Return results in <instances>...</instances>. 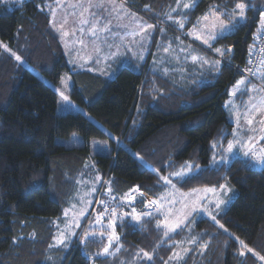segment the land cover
<instances>
[{"label": "trees", "instance_id": "trees-1", "mask_svg": "<svg viewBox=\"0 0 264 264\" xmlns=\"http://www.w3.org/2000/svg\"><path fill=\"white\" fill-rule=\"evenodd\" d=\"M128 1L144 15L164 20L165 11L176 0ZM235 2L199 0L188 16L187 27L210 6L231 8ZM244 2L250 5L246 19L214 41L212 49L194 42L193 47L203 50L196 49L210 61H221L219 73L207 65L208 70L193 68L185 76L163 75L154 69L159 52L155 46L139 68L122 66L109 79L71 69L59 37L51 29L49 11L46 7L41 10L44 0H0V41L9 44L54 85L60 83L63 74L71 73V96L93 118L83 113L59 115V96L52 85L14 57L0 59V264H54L58 260L61 264H91L88 255L104 247L105 242L98 237L100 228L93 221L85 224L87 220L84 228L98 234L95 240L81 244L76 238L66 249L49 247L56 221L69 203L73 178L91 156L94 139L109 141V150L95 156L96 170L100 178H109L118 197L139 186L150 197L160 198L166 185L158 183L159 177L186 162L198 170L187 183L178 182L180 189L223 183L235 189L234 200L217 216L227 231L210 218H194L191 234L197 236L196 242L176 264H264L259 259L264 256V165L254 167L252 160L243 156L229 163L210 164L213 143L219 141L216 147L220 149L233 137L235 124L230 120L227 101L231 87L243 76L238 67L246 65L264 12V0ZM229 47L232 51L224 57L213 50ZM75 132L84 138L83 146L68 147L58 141ZM105 185L99 181L98 190ZM135 204L144 213V203ZM127 211L129 215L122 220L117 217L122 249L115 257L148 252L153 254L152 261L141 258L143 255L137 261L171 264L169 257L184 240L185 226L165 237L164 227L156 226L158 220L162 222L160 213L131 222L129 207ZM237 237L253 252L242 249ZM241 250L244 256L239 254ZM61 251H66L65 256L59 257ZM115 257H98L95 264H108Z\"/></svg>", "mask_w": 264, "mask_h": 264}, {"label": "rangeland", "instance_id": "rangeland-1", "mask_svg": "<svg viewBox=\"0 0 264 264\" xmlns=\"http://www.w3.org/2000/svg\"><path fill=\"white\" fill-rule=\"evenodd\" d=\"M4 1L11 2V3H18L17 0H4ZM183 2H187V0H181V3H183ZM52 5L55 6V0H54ZM215 5H218V4H215ZM218 6H220L221 9H224V8L231 9L230 7H228L226 5H218ZM56 11H57V19H59L61 12H62V9L57 8ZM68 11H72V9H68ZM208 11H209V9H207L200 17H202ZM169 12H171L170 9H169V11H167V10L165 11V13H169ZM142 15H143V17H144L143 19L145 20L146 23H151V24L156 25V29L153 30V34L147 40V42L150 43L149 45H151L149 50L147 51L148 52L147 55H149L151 53V51H155L154 49L156 46L155 52H157V51H159V52H158V57H156L157 59L155 61L154 69H157V66L159 65V68H161L159 70V72H161L163 75L175 77V75H172V72L170 70H168V66L171 64L170 63L171 59L172 58L177 59L178 56L173 57L171 55V50L174 51L175 53L180 52V54H181L182 53L181 49L183 48V49H185V51L183 52L184 54L188 53V55H189V53H191V50H192L193 51L192 54H195L198 56L203 55L204 57H206V54L199 53L197 51L200 48H196L197 49L196 50L193 47V45L196 42H198L199 44L203 45L204 47H208V46L203 44L202 39H196L193 35L187 34L190 30L193 29V25L196 24L197 19L200 17H198L193 23L189 24L190 25L189 27H187L188 22H186L183 29L179 28L178 26H177V29H173L171 27V25L169 24V22L173 23V21L168 20L166 15L164 16V20L158 19V18L152 16L151 14H147V15L142 14ZM171 15L173 17H176L175 15H173V12H171ZM70 17L73 18L72 16H70ZM221 19H223L225 22H227L228 18H227V16H222ZM188 21H189V18H188ZM212 22H213V17L210 16L208 21L202 22L201 26L197 29V31L201 32V34H206L208 31L211 30V23ZM204 25H208V27H204ZM70 26L75 27V25H73L72 23H69L68 25L65 26V30L69 31V35L67 37H63L61 32L56 31L53 27H51V29L59 37L60 43H61L62 47L65 48L64 50L68 56V59L72 62V65L74 64V65L78 66V68H93V67L100 68L102 66V69L107 70L109 68V65H111L114 62V59L117 56L121 57V55H123L126 51H129L132 53H137V51H136L138 49L137 45L134 46V48L132 50L131 49L129 50L128 47H125L123 49L124 51L123 50L118 51L117 41L113 45L111 42H109L105 39L97 40L94 37H92L91 35L86 34L88 25H83V27L85 28V34H81V33H79V31H77L75 33V35H73ZM161 29H163V31H161ZM232 31H233V29L228 31V32H225L224 34H227V33L232 32ZM177 37H178V39H177ZM79 39H83L84 44L78 43L77 41ZM93 40H95L94 44H93ZM0 42H2V41H0ZM213 42H212V45H213ZM2 43L4 45H6L8 49L13 51V49L10 47L9 44H7L5 42H2ZM169 43H171V48H170L169 52L166 53L162 49L164 47H167ZM75 46H76V49L74 48ZM110 46H111V48H110ZM64 50H63V52H64ZM201 51L204 52L203 50H201ZM13 52L18 54L17 51H13ZM119 52H121L123 54H120ZM112 53H116V55L112 58H109V57H111ZM147 55L145 56V59H146ZM8 56H11L10 53L5 52L4 49L2 48V53L0 54V59L6 58ZM170 57H172V58L170 59ZM17 63L20 65L22 64L26 68L30 69L32 72L37 74L39 77H41L43 80H45L47 83H49L50 85H52L56 89L58 96H59L58 106H57V113L59 115L67 114L70 112L71 113H83L84 115L88 116L89 118H92V116H90V114L88 113L86 108L83 107L78 101L73 99L71 96V92H72L73 87H74V78H73L71 73H65V74H63V76L61 78V80H65L67 83L66 94L70 97V101L65 102L60 97V94L58 91V89H61V90L64 89V86L61 83H59L58 85H54L43 74L38 72L33 66L26 64L24 59H23V63H21L20 61H17ZM161 65H164V66H161ZM204 67L207 69V66H204ZM105 68H107V69H105ZM165 69H167V71H165ZM110 70L111 69H108V72H107L108 74H110ZM241 79H246L247 81H249L244 75L241 76L237 81H239ZM61 80H60V82H61ZM236 83L234 85H236ZM252 85H255V84L250 82V84L241 85L240 87L242 89L245 87L251 89ZM233 86L231 87V90H230V97H229V100L227 101V108L229 111L230 120H231V122H233L235 124L234 132L239 133L240 136H242V137L254 135L256 137V139L253 141V143L255 144L256 149L264 148V140L259 139V136L261 135L260 129L264 128V125H262L260 123L261 120H264V108H262L260 111H257L256 109L251 107L252 104H256L257 107H260L261 102L264 101V91L249 90L243 95H241L240 92H237V95L233 96L231 94L235 90ZM256 88L260 89L258 86H256ZM246 116H247V118H250L252 120L251 124H247ZM250 130H255V131L253 132ZM108 133L110 134V132H108ZM110 135L112 136V134H110ZM233 138H234V133H233V137L231 138L230 141H232ZM58 141L60 143L67 145L68 147L83 146L85 144L84 138L76 132L73 133L71 137L65 138V139L60 138ZM227 144H225L220 149L217 147L214 148V151H212V158L210 161V164L212 166L222 164V163H229L233 158H235L237 156L246 157L243 155V150L240 148L239 145H237L233 149V153H231V154L224 152L223 150L227 148ZM109 146H110V144H109L108 140H100V139L92 140V152H91V156L88 158V161L86 162L87 167L85 165V167L81 171H79L75 175V177L73 178L69 203H68V205H65L63 207L62 216L60 218H58L56 221V228L57 229H56V232L54 235V236H56L58 234L59 230H64L65 229V222L66 221H69V222L72 221V217L75 214L79 219V225L80 226L78 228H76L74 223H73L72 226H73L75 232L77 233V236H73L70 241H66L68 246L79 235H81L82 232L87 231L85 229L86 227L84 228V225L85 224L88 225L92 221H93V225L95 224L97 226V228H100V230L103 231L105 234H108L111 231V229L108 227V222L110 219L109 214L104 215L103 219L105 221H102L100 224L95 223L96 216L102 212V209L104 207L103 205H101L99 203V201L104 200L107 202L109 200V195H108L109 185L111 187L110 180H109V178L106 177V175L101 177V178L99 177L97 170H96V163H95L96 157L95 156L97 153H101V154L106 153L109 150L108 149ZM214 154H215L216 163L213 162V155ZM222 154L226 155L228 157V159L226 161L222 162L220 160V157ZM247 157H249L252 160V164L254 167H258V166L262 167L263 166V164L252 159L251 156H247ZM97 176L99 177V180L96 179ZM171 179L173 180V183L176 184V187L179 189V191L181 193L187 194V193L191 192V190L184 191V190L180 189V187L178 186L177 178L171 177ZM99 181H100V185L102 184V186H104V184H106L105 185L106 187L102 190H101V188H100V190H98ZM227 184L229 187H231L233 189L232 192H228L226 194L222 191H217L215 193L208 192L206 194L202 193L203 199L199 200V205L201 206V208H204V207L208 208L209 211H211L212 215L216 216V220H217V216L221 215L226 210V208L230 206V204L232 203V201L234 200V198L236 196L235 189L229 183H227ZM93 187L95 188L94 192L91 191V189ZM204 188H212V187H198V188H194V189H201L202 190ZM216 188L219 189V186ZM113 191H114V189L111 187V194L113 193ZM169 193H172V194L169 195ZM112 195H114V194H112ZM130 195L134 196L135 200L128 198V199H125L124 201H119V200L113 201L112 204L109 205V213H111L112 207H116L117 217L118 216L126 217L129 215V213L127 211L128 207H129L131 212H132V208L135 207V209H136L135 214H142L140 209L138 208V206H136V204H135L137 201H141L142 199L145 201H151V200L159 199V198H152L146 193L143 194L142 191L131 192ZM114 196H116V195H114ZM161 197H164L166 201H171V202L165 203V201H161V203L164 204V207L160 208L159 211H154V206H150V207H145V210L143 212H150L151 211V212L160 213V215L162 216L161 225L164 227L163 221H164L165 211L167 209H171V212L169 213V222H173L175 219L178 218L179 210L183 208V204L181 203L180 195L178 193L173 192V190L168 185H166V190L164 191V193L162 194ZM218 198L226 199L228 201L226 205H221L220 210H216L214 208V202ZM82 199H83V203H82ZM209 201H212V203H209ZM184 203H188V201H184ZM73 205H75L74 208L72 207ZM120 205H122V207H123L122 209H120V207H119ZM85 206H86V212H85L84 216L81 217V216H79V212L84 210ZM144 206H145V204H144ZM65 210H69L68 216L64 215ZM185 211H187V209H185ZM135 214L132 213V215H135ZM198 217H207V218L212 219L211 216L208 214V212H205L203 210H198L197 212L192 213V215L190 217H188V221H191V223L189 225H187L188 221H185V223L182 224L180 227V228H182L185 226V229H186L185 235H184L185 238L182 242L179 243L178 248L175 249L174 253L170 256V257H173L175 253H179V257L171 259V264H176L177 261L183 257V254L186 252L185 249H187L188 251L190 250V248L192 246L191 244H193V243H189V240L192 237H197V236L191 234V231L193 230L192 221L194 218H198ZM85 220H87V221L84 224ZM117 222H118V220L116 218V220L114 222L115 223V232H116V223ZM180 228H177L176 231H178ZM171 233H174V232H171ZM65 234L67 235V233H65ZM116 234H117V232H116ZM117 235H119V237H120L118 244L121 245V235L120 234H117ZM54 243H55V241L52 239V244H54ZM105 244H106V242L103 245L105 246ZM116 246H117V244L114 245V247H112L110 249V251H113ZM58 247L59 248H65L63 245H60ZM65 253H66V251H61L59 253V257L65 256ZM142 255L143 254H140V256H142ZM125 257H127L128 260H126ZM134 257H136L134 260L129 259V258H134ZM137 257L138 256H136V254H130V252H127L125 254L119 255V257L113 258V260L111 259L108 264H121V262L124 263L125 260H126L127 264H143V263H139L137 261ZM41 264H43V263H41ZM45 264H47V263H45ZM54 264H61V260L56 261Z\"/></svg>", "mask_w": 264, "mask_h": 264}, {"label": "snow or ice", "instance_id": "snow-or-ice-1", "mask_svg": "<svg viewBox=\"0 0 264 264\" xmlns=\"http://www.w3.org/2000/svg\"><path fill=\"white\" fill-rule=\"evenodd\" d=\"M18 3H22L23 0H17ZM199 0H187V2L181 3V0H176V6L171 9V12H177V9H182V11L177 12V17H173L171 15V12L165 13L166 17L168 20L173 21L174 25H177L179 28L183 29L185 26V23L188 22V16L191 12L192 9L196 8L198 6ZM41 10H43L44 7H48L51 9L50 15L52 19L50 20V25L53 27L56 31L61 32L63 37H67L69 35V31L65 30V26L69 24L68 17L72 16L73 17V25L75 27H71V31L73 35L77 31L81 34H85V28L83 25H88L87 28V33L88 35H91L95 39H99L100 34L104 32L112 33V25L114 20L115 21H120L123 19V17L119 14L118 8L123 7V5H117L116 0H76L75 4H65L64 0H55V6L52 4L40 6ZM148 7V6H146ZM250 5L245 3L244 0H236V2L232 5L231 9H221L220 6L218 5H212L209 8V11L205 13L202 17L197 19L196 24L193 25V29L190 30L187 34L188 35H193L196 39H202L203 44L207 45L208 48L212 49V42L216 41L220 36H222L225 32H228L232 29H236L239 25V22L243 19H246V11L249 9ZM251 7H254V5H251ZM60 8L63 11L61 12L60 18L57 19V11L56 9ZM68 9H72V11H68ZM90 9H95V11H90ZM150 10V9H149ZM183 10H188L187 12ZM213 17V22L211 23V30L208 31L206 34H201V32L197 31V29L201 26L203 21H208L209 17ZM222 16H227V22H225L223 19H221ZM130 21L135 23L136 25V31L128 33L131 35H139L140 36V41L137 43H140L142 41H147L150 36L151 32L148 30H155L156 25L151 24V23H142L139 19H137L134 14L129 17ZM261 23L264 25V13H262L261 16ZM117 27L121 28H127L128 25L124 24H119L117 23ZM204 27H208V25H204ZM163 31V29H161ZM122 39V38H121ZM178 39V37H177ZM78 43L84 44L83 39H79L77 41ZM95 43V40H93V44ZM67 46V45H66ZM141 46H143L141 44ZM0 48H3L5 52L10 53L12 57L15 58V60L20 61L23 63V58L16 54L15 52L11 51L10 49L7 48L6 45H4L2 42H0ZM171 48V43L168 44L167 47H164L162 50L164 52H169ZM216 53H218L221 57L226 56L227 54L231 53L232 49L231 47L226 48V49H221V48H214L213 49ZM181 51H185V49H181ZM261 51H264V49H261ZM116 55V53H112L111 57L112 58ZM190 58L193 62L199 61L200 67H204V65H210L211 69H214L217 73L220 72V66H221V61L220 60H209L203 55H195L189 53ZM188 57H185L187 59ZM140 59H143L141 56ZM249 63L251 64L252 61L250 60ZM246 72L251 73L253 76L257 75V73H261V79L262 82H264V61L261 62V67L257 68L255 71H253L252 68H247L245 69ZM107 75L108 73H104ZM63 86L64 89H58L60 97L62 98L63 101L69 102L70 97L66 94V89H67V83L65 80H61L60 82ZM250 84V81H247L246 79H241L237 81L236 85H234V91L231 93L233 96L237 95V92H240L241 95L245 94L247 91L252 90V91H264V88L257 89L255 85L251 86V89L245 87L241 88V85H246ZM252 108L256 109L257 111H260L262 108H264V101L261 102L260 107H257L256 104L251 105ZM247 124H251L252 120L250 118H247ZM260 123L264 125V120H261ZM250 131H255V130H250ZM261 135L259 136V139L264 140V128L260 129ZM256 139L254 135H249V136H240L239 133L234 132V138L232 141H229L227 144V148L224 149L223 151L226 153H233V149L239 145L240 148L243 150V155L244 156H251L252 159L255 161L264 164V148L256 149L255 144L253 141ZM217 143L219 141H216L213 143V148H216ZM228 157L226 155H221L220 160L226 161ZM213 162L216 163L215 159V154L213 155ZM87 167V165H86ZM198 170V166L194 167L191 163H185V165L180 166V168L176 171L170 172L168 175H161L159 177V181H162L165 185H168L173 192L178 193L181 198V203L183 204V208L179 210V216L177 219H175L173 222H169V213L171 212V209H167L164 213V232L163 235L165 237H168L171 232H175L177 228H180L182 224L185 223V221H188V217L192 215V213L197 212L198 210H203L205 212H208V214L211 216V218L216 221L217 224H219L220 228H224L225 231L227 229L223 224H220L218 220H216V216L212 215L211 211H209L208 208L204 207L201 208L199 205V200L203 199L202 193L206 194L208 192H217V191H222L225 194L228 192H232L233 189L228 186L227 183L220 184L219 189H217L215 186L212 188H204V189H192L191 192L185 194L181 193L179 189L176 187V184L173 183V180L171 177L177 178V182L184 181L187 183L189 179L191 178V174L195 171ZM97 180H99V177H96ZM225 180H227V177H225ZM91 191H95V188L93 187ZM139 191V186H134L133 189H130L129 193H126L123 197H116L111 194V187L109 185V190H108V195H109V200L106 202L104 200L99 201L101 205H103L102 212L98 214L95 218V223L100 224L103 220V217L105 214H109L110 219L108 222V227L111 229V231L107 234V244L98 252H96L94 255L89 254L88 258L91 261V264H95L96 258L101 257V256H111L115 257L117 253L121 251L122 245H119V235L116 234L115 232V220L117 218L116 215V207L111 208V213H109V205L112 204L113 201H124L125 199H132L135 200L134 196H131V192H136ZM172 193H169L171 195ZM142 195V194H141ZM230 199V198H229ZM161 201H165V203H170L171 201H166L164 197H160L157 200H151V201H145L141 200V203L145 204V207H150L154 206V211H159L160 208L164 207V204L161 203ZM184 201H188V203H184ZM226 199L218 198L214 202V208L216 210L221 209V205H226L227 204ZM83 203V199H82ZM209 203H212V201H209ZM122 206V205H121ZM73 208L75 205L72 206ZM187 209V211H185ZM86 212V206L84 207V210L79 212V216H84ZM132 213H136L135 207L132 208ZM69 210H65L64 215L68 216ZM153 215V212H144L142 214H135L131 215L130 221L131 222H136L139 221L142 216L146 217H151ZM120 219H123V216L120 217ZM73 223L76 228H78L79 225V219L78 217L74 214L72 217V221H66L65 222V229L64 230H59L58 234L53 237V240L55 241L54 244L49 245V247H58L60 245H63L65 248L68 247V244L66 241H70L73 236H77V233L75 232L73 228ZM188 223H191V221H188ZM161 225V221H157L156 226L159 228ZM133 226L134 223H133ZM67 233V235L65 234ZM97 233L95 231H84L82 232L81 235L77 237L78 242L81 244H84L87 242L90 238L95 240L97 238ZM105 233L101 231L99 233V238H104ZM197 237H192L189 240V243H195ZM237 240L239 241V244L242 246V249H247L248 252H253V249L249 248L248 245L245 244L243 240H239L237 237ZM114 242H117V246L113 251H110L109 249L112 248V245ZM202 247H207V245H202ZM185 251H188L185 249ZM143 252V250H141ZM155 252V249H153V253ZM241 256H244V251L241 250L239 253ZM259 256V254H256ZM136 256H140V253H136ZM179 253H175L173 257H169V259L173 258H178ZM141 258H146L148 261H152L153 259V254H150L148 252H143V257ZM260 260H264V256H259ZM123 264V262H121ZM167 264V262H165Z\"/></svg>", "mask_w": 264, "mask_h": 264}, {"label": "crops", "instance_id": "crops-1", "mask_svg": "<svg viewBox=\"0 0 264 264\" xmlns=\"http://www.w3.org/2000/svg\"><path fill=\"white\" fill-rule=\"evenodd\" d=\"M45 5L48 4H53L54 0H44ZM65 4H75L76 0H64ZM116 4L117 5H123V7L118 8V12L119 14L123 17V19H121L120 21H115L113 22L112 27V33H108V32H104L100 34L99 39L97 40H101V39H105L109 42H111L113 45L116 43L117 41V48L118 51L119 50H123L125 47H128L129 50L133 49L134 46L137 45V53H132L129 51H126L124 54L119 52L120 54H123L120 56H117L114 59V62L109 65L108 69L110 70V74L105 75L104 73L108 72L107 70L102 69V66L100 68L98 67H93V68H78V66L76 65H72V62L68 59V56L65 52V48H63L64 50V56L66 58V61L68 62V64L70 65L72 70L75 71H87L90 73H95V74H100L104 77L107 78H112L114 75V72L116 71V69L118 70L120 67L122 66H135V67H140L143 63H145V61L148 59V57L151 55V53L149 55H147V51L149 50L150 43L147 41H142L140 43H137L138 41H140V36L139 35H131L128 33L134 32L136 31V25L135 23L131 22L129 17L132 16L134 14V16L139 19L142 23L145 22V20L143 19V13L141 14V12L134 6H132L128 0H116ZM176 6V1L175 3L169 7V9L171 10L172 8H174ZM46 9L49 11V13L51 12L50 8L46 7ZM168 9V11H169ZM182 9H177V12L181 11ZM63 11V10H62ZM90 11H95V9H90ZM185 12H187L188 10H183ZM177 12H173V15H175L177 17ZM51 17V15H50ZM178 18V17H177ZM52 19V17H51ZM68 21L69 23H72L73 18H71L70 16L68 17ZM117 23L119 24H124V25H128L127 28H121V27H117ZM73 24V23H72ZM177 26V25H176ZM151 32V35L153 34V30H148ZM122 38V39H121ZM141 44L143 46H141ZM108 46V45H107ZM76 49V46L74 47ZM111 48V46H110ZM124 51V50H123ZM184 51H182V53L180 54V52L175 53L174 51L171 50V55L173 57L178 56L177 59H173L172 57H170L171 59V64L168 67V70H170L172 72V75H175L176 77H178L179 75H187L188 72H190V70L193 71V68L197 69L198 67H200V63L199 61L197 62H193L190 58V55H188V53H183ZM195 52V51H194ZM193 53V51L191 50V54ZM147 55L146 59L145 56ZM143 57V59H140V57ZM185 57H188L187 59H185ZM72 65V66H71ZM114 65V66H113ZM164 66V65H161ZM207 66V65H204ZM161 68H159V65L157 66V69H155V71H159ZM106 71V72H105ZM165 71H167V69H165ZM264 165V164H263Z\"/></svg>", "mask_w": 264, "mask_h": 264}, {"label": "built area", "instance_id": "built-area-1", "mask_svg": "<svg viewBox=\"0 0 264 264\" xmlns=\"http://www.w3.org/2000/svg\"><path fill=\"white\" fill-rule=\"evenodd\" d=\"M261 49H264V25H262V23L253 36V42L247 55L246 65L244 67H238L241 73L251 83L255 84L260 89L264 88V82H262L261 73H257V75L253 76L251 73L246 72L245 69L252 68L253 71H255L257 68L261 67V62L264 61V51H261ZM250 60L252 61L251 64L249 63ZM142 193L145 194L144 192ZM112 194L118 197L114 191Z\"/></svg>", "mask_w": 264, "mask_h": 264}, {"label": "water", "instance_id": "water-1", "mask_svg": "<svg viewBox=\"0 0 264 264\" xmlns=\"http://www.w3.org/2000/svg\"><path fill=\"white\" fill-rule=\"evenodd\" d=\"M98 237H99V235H98ZM104 238L106 239V244H107V234H105ZM114 243H115V242H114ZM114 243H113V244H114ZM106 244H105V245H106ZM112 246H113V245H112ZM110 249H111V248H110ZM110 249H109V250H110Z\"/></svg>", "mask_w": 264, "mask_h": 264}, {"label": "flooded vegetation", "instance_id": "flooded-vegetation-1", "mask_svg": "<svg viewBox=\"0 0 264 264\" xmlns=\"http://www.w3.org/2000/svg\"><path fill=\"white\" fill-rule=\"evenodd\" d=\"M101 239H102L103 243L106 242V239L105 238H101Z\"/></svg>", "mask_w": 264, "mask_h": 264}]
</instances>
